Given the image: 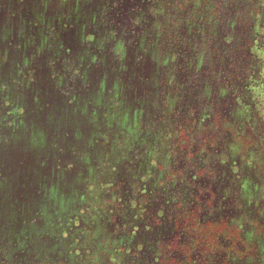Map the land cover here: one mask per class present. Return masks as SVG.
I'll use <instances>...</instances> for the list:
<instances>
[{
	"label": "flooded vegetation",
	"instance_id": "1",
	"mask_svg": "<svg viewBox=\"0 0 264 264\" xmlns=\"http://www.w3.org/2000/svg\"><path fill=\"white\" fill-rule=\"evenodd\" d=\"M115 1L25 69L0 0V264H264V0Z\"/></svg>",
	"mask_w": 264,
	"mask_h": 264
},
{
	"label": "trees",
	"instance_id": "2",
	"mask_svg": "<svg viewBox=\"0 0 264 264\" xmlns=\"http://www.w3.org/2000/svg\"><path fill=\"white\" fill-rule=\"evenodd\" d=\"M100 3L101 0H57V4L52 5L51 0H12V42L8 46H12V51L15 53L19 52L21 48L26 49V52L21 50L22 57L12 58V65H17L19 68H22L23 65L26 69L30 65L26 56L28 49L34 55L35 51L54 48L55 44L59 42L58 38L55 39V35L68 24L53 20L68 18L69 25L78 23L79 10L83 16L94 15L95 17L94 24L92 23L85 30L87 40L94 41L100 34H103L102 38H104L111 31L113 18L119 13L120 5L115 0H107L102 6ZM172 5L174 6V4ZM45 16L47 21L51 20L52 22L43 25ZM76 27L73 26L74 32L64 37L68 45L70 44L74 48L79 45L75 34L78 29ZM30 74L32 73L30 72ZM21 112H24V109H21Z\"/></svg>",
	"mask_w": 264,
	"mask_h": 264
},
{
	"label": "rangeland",
	"instance_id": "3",
	"mask_svg": "<svg viewBox=\"0 0 264 264\" xmlns=\"http://www.w3.org/2000/svg\"><path fill=\"white\" fill-rule=\"evenodd\" d=\"M225 1L226 0H218L217 1V3H216V11L218 12V13H223L224 12V10L222 9V7H223V5L225 4ZM51 4L52 5H56L57 4V0H51ZM50 4V5H51ZM220 16H222V15H220ZM259 27H260V29H263L262 30V32H264V22H260L259 23ZM128 120H130V119H127L126 121H128ZM41 210H42V208H41ZM96 211V208H94V212ZM66 229L67 228H65L64 229V231L66 232ZM24 231V230H23ZM13 264H24V262L23 261H21V260H18V261H16V262H14Z\"/></svg>",
	"mask_w": 264,
	"mask_h": 264
}]
</instances>
